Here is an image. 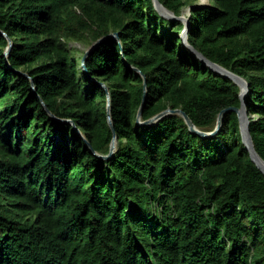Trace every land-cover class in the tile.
<instances>
[{
	"label": "trees",
	"instance_id": "16d2710c",
	"mask_svg": "<svg viewBox=\"0 0 264 264\" xmlns=\"http://www.w3.org/2000/svg\"><path fill=\"white\" fill-rule=\"evenodd\" d=\"M209 2L188 41L247 80L264 159V0ZM183 29L153 0H0V264H264V174L238 113L211 136L181 114L138 123L182 110L213 132L241 107ZM104 37L85 67L69 49Z\"/></svg>",
	"mask_w": 264,
	"mask_h": 264
},
{
	"label": "water",
	"instance_id": "95a60500",
	"mask_svg": "<svg viewBox=\"0 0 264 264\" xmlns=\"http://www.w3.org/2000/svg\"><path fill=\"white\" fill-rule=\"evenodd\" d=\"M205 1L207 3H205ZM154 2V6L155 9L165 18L171 20L175 15L172 11H169L168 9H166L159 0H153ZM210 5L209 0H199L198 3L191 5L188 7L189 10V16H191V10L194 8H202L205 6ZM176 18V17H175ZM184 23V29L181 33V38H182V42L183 44L197 57L199 58L201 61H203L207 66H209L214 72L220 74L223 77L229 78L231 80H233L236 84H238L241 88V107L239 108H228L225 109L220 115H219V121L218 124L215 128V130L213 132H202L199 131L198 129L195 128L194 124L192 123V121L190 120V118L188 117L187 114H185L182 110H172V109H167L159 114H157L156 116H154L153 118H151L150 120H148L147 122H142L141 121V114H142V109L140 110L139 116H138V123L142 124V125H151V124H155L156 122H158L159 120H161L162 118H164L167 115L170 114H181L182 116H184L186 122L189 124L191 130H193L194 132L198 133L201 136H211L216 134L217 132L220 131L221 126H222V120H223V116L224 114L229 111V110H235L238 113L239 116V120H240V129H241V134H242V138H243V142L246 146V148L249 151L250 157L252 159V161L256 164V166L263 172L264 174V159L259 155V153L257 152L256 148H255V144L254 141L252 139L251 136V132H250V123L251 120L255 117V115L250 114L249 113V108L247 107V103H246V99H247V95L249 93V84L247 82V80L237 74H235L234 72L228 70L227 68L212 62L211 60H209L208 58H206L201 52H199L198 50H196L192 45H190L189 41H188V33H189V29L191 27V22L188 19L184 18L183 20ZM112 36V35H111ZM107 37L101 38L100 40H98L93 46H91V48L89 49V51L84 55L83 57V66L85 67V61L87 56L89 55V53L91 52V50L93 48H95L96 46H98L104 39H106ZM12 47V42L10 40V45L7 48L6 51V56H9L10 50ZM107 90V97H108V105H107V111H108V122L110 127L114 130V124L112 121V115H111V97H110V93L108 91V88L106 87ZM146 95H147V91H145L144 93V98H143V104L146 101ZM116 142H117V138L116 135L114 133V139L111 145V151L110 154L107 157H110L111 155L114 154L115 152V148H116Z\"/></svg>",
	"mask_w": 264,
	"mask_h": 264
},
{
	"label": "rangeland",
	"instance_id": "374dc122",
	"mask_svg": "<svg viewBox=\"0 0 264 264\" xmlns=\"http://www.w3.org/2000/svg\"><path fill=\"white\" fill-rule=\"evenodd\" d=\"M205 3H207V2L205 1ZM188 16H189V10L187 7L185 9H183L181 15H179V16L175 15L171 20L172 21H176V20L182 21L184 18L188 19L189 18ZM69 49L71 50L73 57L77 61L81 62L83 56L89 51L90 46L87 43L71 42L69 44Z\"/></svg>",
	"mask_w": 264,
	"mask_h": 264
}]
</instances>
